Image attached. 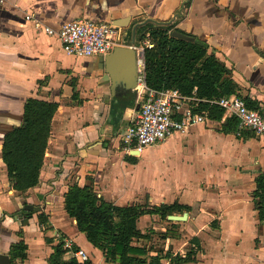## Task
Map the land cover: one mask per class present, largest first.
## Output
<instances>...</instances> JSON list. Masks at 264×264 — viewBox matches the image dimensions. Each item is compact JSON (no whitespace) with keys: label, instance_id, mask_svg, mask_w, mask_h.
<instances>
[{"label":"crops","instance_id":"crops-1","mask_svg":"<svg viewBox=\"0 0 264 264\" xmlns=\"http://www.w3.org/2000/svg\"><path fill=\"white\" fill-rule=\"evenodd\" d=\"M26 14L54 30L79 17L113 23L122 45L134 47L147 39L143 25L174 24L188 38L204 41L229 69L232 94L264 112V0H0V150L3 134L20 121L25 98L58 104L34 187L14 190L0 155V252L9 264H49L54 246L64 249V238L88 252L93 264H118L65 211L68 185L89 179L117 210L145 201L188 206L172 213L185 212L182 221L144 214L137 222L146 235L170 229L161 240L172 255L196 249L193 261L178 264H264V218L255 192L264 180V135L239 137L233 124L225 125L228 119L205 117L138 155L124 152L117 134L138 110V96L113 95L102 55L67 54L56 35L35 27ZM125 95L122 107L118 97ZM25 205L32 214L23 220ZM40 212L46 223L39 222ZM19 241L25 256L12 259L10 245ZM62 260L73 261L65 249ZM160 264L176 263L166 257Z\"/></svg>","mask_w":264,"mask_h":264},{"label":"trees","instance_id":"trees-1","mask_svg":"<svg viewBox=\"0 0 264 264\" xmlns=\"http://www.w3.org/2000/svg\"><path fill=\"white\" fill-rule=\"evenodd\" d=\"M147 30L146 37L152 43L143 47L144 80L147 87L160 90L176 87L182 94L191 95L193 89L199 100L190 101L193 111L203 114L206 118L219 119L223 109L209 104L207 99L230 95L235 92L236 85L230 78L229 69L211 52H207L204 41L196 38H180L171 35L172 30H180L174 24L141 27ZM145 36V32L143 34ZM131 94V93H129ZM132 95V94H131ZM130 96V95H129ZM126 105V95L118 97ZM132 104V100L129 102ZM246 103V102H245ZM247 106L251 107L246 103ZM57 102L29 96L22 104V114L18 124L7 130L1 140V160L6 169L10 186L19 192H25L38 183L47 140L50 133L51 119L57 109ZM225 125H232L231 119ZM132 156L126 159L133 161ZM263 182L257 181L259 199L256 201L259 218H264ZM64 208L69 217L75 219L77 229L85 238L100 249L106 259L118 264H160L161 258H169L172 262L184 263L195 259L196 249L190 248L182 256L172 255L170 251L163 254L148 255L145 247L135 244L136 240L147 237L137 226L138 218L144 214H158L165 219L168 214L181 212L188 206L179 203H161L150 205L147 201L133 202L117 210L113 203L105 200L96 192L92 180L80 186L72 181L63 195ZM23 220L27 219L32 210L23 208ZM40 223H46L42 212L38 213ZM167 229L161 232L162 238L168 235ZM175 232V231H174ZM174 234V233H173ZM192 243L198 249L195 239ZM11 258H23L25 245L13 242L10 245ZM62 244L54 246L49 264H73V261L62 260Z\"/></svg>","mask_w":264,"mask_h":264},{"label":"built area","instance_id":"built-area-1","mask_svg":"<svg viewBox=\"0 0 264 264\" xmlns=\"http://www.w3.org/2000/svg\"><path fill=\"white\" fill-rule=\"evenodd\" d=\"M25 18L35 27L42 24L31 14ZM44 31L56 35L67 54L78 57L105 55L113 47L122 45L118 29L108 22H97L89 18L64 20L57 30L43 25ZM147 38V37H146ZM152 43L146 39L144 46ZM134 47L136 51V95L140 99L138 110L132 120L118 133V142L126 153L135 151L138 155L147 147L164 141L175 132H182L188 126L202 123L203 114L193 111L190 101L199 100L193 89L191 95L182 94L176 87L160 90L146 86L144 80L143 47ZM223 109L222 120L233 121L234 134L242 136L244 132L264 135V112L250 108L244 100L235 94L221 95L207 99ZM264 183V180H263ZM63 248L73 259V264H93L83 248L75 245L72 239L64 238Z\"/></svg>","mask_w":264,"mask_h":264},{"label":"water","instance_id":"water-1","mask_svg":"<svg viewBox=\"0 0 264 264\" xmlns=\"http://www.w3.org/2000/svg\"><path fill=\"white\" fill-rule=\"evenodd\" d=\"M112 26L119 28L117 25L110 23ZM170 24V23H169ZM119 32V31H118ZM172 36L187 38V35L172 30ZM100 63L103 65L105 73L110 80V89L113 95L126 94L128 92L136 94V51L134 45H117L113 49L99 57ZM130 154H136L131 151ZM27 209H32L31 205H25ZM186 217V213L181 215L168 214L166 218L172 221H182ZM0 264H9V257L5 253L0 252Z\"/></svg>","mask_w":264,"mask_h":264},{"label":"rangeland","instance_id":"rangeland-1","mask_svg":"<svg viewBox=\"0 0 264 264\" xmlns=\"http://www.w3.org/2000/svg\"><path fill=\"white\" fill-rule=\"evenodd\" d=\"M145 232H147V230H145ZM160 231L159 230H152L151 235L149 232H147L148 235V239H140V240H136L135 244L137 245H142L143 247L147 248L148 252L154 253V252H158L163 254L165 251H172V248L169 247L168 250H165L163 248V244L164 242L161 240V235H160ZM149 254V253H148ZM148 258H146L147 260Z\"/></svg>","mask_w":264,"mask_h":264},{"label":"flooded vegetation","instance_id":"flooded-vegetation-1","mask_svg":"<svg viewBox=\"0 0 264 264\" xmlns=\"http://www.w3.org/2000/svg\"><path fill=\"white\" fill-rule=\"evenodd\" d=\"M117 137H118V134H117Z\"/></svg>","mask_w":264,"mask_h":264}]
</instances>
